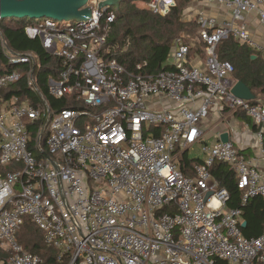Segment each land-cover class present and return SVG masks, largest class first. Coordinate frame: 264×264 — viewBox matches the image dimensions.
<instances>
[{
	"label": "built area",
	"instance_id": "1",
	"mask_svg": "<svg viewBox=\"0 0 264 264\" xmlns=\"http://www.w3.org/2000/svg\"><path fill=\"white\" fill-rule=\"evenodd\" d=\"M104 1L87 3L85 21L42 19L26 29L57 63L47 66L48 94L74 108L55 111L35 82L34 56L12 54L2 43L10 65L30 70L0 73V165L17 167L0 178V264H42L16 239L24 218L59 259L69 256L68 264H264V234L243 237L241 212L226 208L228 192L210 169L216 163L231 167L242 203L264 200V170L230 142L205 144L201 128L214 109L219 116L241 111L260 128L262 145L264 103L232 95L233 68L218 60L215 48L232 38L264 55L246 25L253 14L264 27V0H199L225 8L229 19L198 14L203 61L198 65L191 46L177 38L167 55L169 68L156 75L142 73L145 63L126 73L102 57L115 20L111 7H100ZM145 6L165 16L175 1ZM22 78L37 104L5 96ZM196 144L203 159L188 176L177 157Z\"/></svg>",
	"mask_w": 264,
	"mask_h": 264
},
{
	"label": "trees",
	"instance_id": "2",
	"mask_svg": "<svg viewBox=\"0 0 264 264\" xmlns=\"http://www.w3.org/2000/svg\"><path fill=\"white\" fill-rule=\"evenodd\" d=\"M148 2L150 0H122L117 8L112 7L115 20L110 24L107 42L102 51V57L114 59L123 67L126 73L135 72L137 65L145 63L143 74L156 75L168 69L166 65L167 55L172 49L175 39L181 38L193 49L204 55V45L198 42L199 28L195 21H184L182 14L191 0H174L172 7L165 16L152 14L149 10L137 9L133 2ZM37 20H0V73L12 71L14 67H20L25 72L30 70L27 64L10 65L8 56L2 50V43L12 54L31 53L35 59V82L43 97L49 101L55 111L74 108L66 100H57L48 94L47 78L48 65L57 66L56 61L47 57L38 40L31 39L26 34L28 27L36 26ZM219 61L229 62L233 68L232 79L242 82L255 96L252 104H257V96L264 97V57L251 60L252 52L247 47L239 45L232 38L221 41L215 48ZM8 96L28 97L33 104H37L35 95L26 86L25 78H22L15 87L10 88ZM248 125L250 121L244 119ZM39 124H35L30 130V146L37 143ZM45 134L42 135L40 143L45 148ZM264 149V140L262 142ZM180 170L187 175L192 172L194 165L200 160L190 159L186 151L177 157ZM227 164L216 163L210 169L217 181L218 187L228 192L229 200L226 202L227 209H239L241 218L246 223L241 229L243 237L256 238L264 234V200L260 197L249 199L246 203L241 202V193L236 188V177ZM17 167L13 165H0V178L7 173L13 172ZM191 174V175H192ZM163 212H168L166 208ZM16 239L22 249L29 254L41 258L42 264H68L69 256L65 255L59 259V252L43 242L42 233L31 222L24 218L19 228Z\"/></svg>",
	"mask_w": 264,
	"mask_h": 264
},
{
	"label": "crops",
	"instance_id": "3",
	"mask_svg": "<svg viewBox=\"0 0 264 264\" xmlns=\"http://www.w3.org/2000/svg\"><path fill=\"white\" fill-rule=\"evenodd\" d=\"M144 4L145 3L143 2V5ZM192 5H194V6L191 9V13H185V11L183 12L182 19L184 21H190V20L195 21V17L200 13L214 17L218 21L229 19V17H230V13L225 8L219 7L216 4H207V3H203L199 0H196L194 3H192ZM191 16H193V19L190 18ZM246 25L250 29V31H251L253 37L256 39V41L258 43L264 45V27L259 23L257 17L253 14L248 15L246 17ZM192 46H191L190 54H191V56L195 57L194 60H196V63L198 65H200V63L204 59V55L197 53L193 49ZM248 50H250V49H248ZM250 52H252L253 53L252 56L255 57L254 59H251V60H255L258 56L264 57L263 54L253 52L252 50H250ZM231 79H232V77H231ZM232 81L234 83L238 82L234 79H232ZM256 99H257L258 103H264V97L257 96ZM251 102H253V101H251ZM223 114H225V113H223ZM245 118H247L250 121L251 125H248L246 123V121L244 120ZM234 125L238 126V128L240 130V134L238 136H235V137H233L231 134L232 133L231 128ZM218 126H220V127H218ZM201 128L203 129V139L205 141V144L213 145L217 142H220V139H219L220 135L221 134H227L228 140H229L228 142H230L234 146V148L237 150V152L240 154V156L244 157L247 161L251 162L258 169L264 170V149H263L262 145L259 144L257 137H256L257 133L260 131V128L258 126H256L252 122V120L245 115V113L238 111V112H235L232 114H226L223 116H219V114L214 109L211 111V114H210L208 120L202 124ZM206 128H208V129H206ZM213 128H216V130L211 132V130ZM210 139H212L213 141L209 142ZM196 145L200 146L199 156L198 157H190L188 154L189 150L191 148H193L195 145L192 146L188 151H186V155L190 159H198L201 161L203 159V155L201 153V145L200 144H196ZM177 163H178V160H177ZM226 166H228V165H226ZM228 167H230V166H228ZM230 169H231V167H230ZM191 174H192L191 172L187 173L188 176H192ZM212 178L217 183V181L213 175H212Z\"/></svg>",
	"mask_w": 264,
	"mask_h": 264
},
{
	"label": "water",
	"instance_id": "4",
	"mask_svg": "<svg viewBox=\"0 0 264 264\" xmlns=\"http://www.w3.org/2000/svg\"><path fill=\"white\" fill-rule=\"evenodd\" d=\"M90 0H0V20L9 19H53L58 22L79 23L90 17V10L85 6ZM122 0H105L100 7L117 8ZM255 57H251L254 59ZM234 97L254 101L255 96L240 81L236 82L231 89ZM220 142L227 143V134L220 135ZM206 194L205 201L211 196ZM246 223H241L244 228Z\"/></svg>",
	"mask_w": 264,
	"mask_h": 264
},
{
	"label": "rangeland",
	"instance_id": "5",
	"mask_svg": "<svg viewBox=\"0 0 264 264\" xmlns=\"http://www.w3.org/2000/svg\"><path fill=\"white\" fill-rule=\"evenodd\" d=\"M195 1L196 0H191L190 3L187 4V6L185 7V13H191V9L194 6V5H192V3H194ZM133 4L139 10H144V9L146 10L145 4L143 5V2H141V1H134ZM190 18L193 19V16H191ZM41 20L42 19L37 20V21L40 22ZM16 69H20V67H17ZM218 127H220V126H218ZM216 128H213L211 130V132L216 130ZM206 129H208V128H206ZM231 132H232L231 134H232L233 137L238 136L240 134V130H239L238 126H235V125L231 128ZM212 141H213L212 139L209 140V142H212ZM199 149H200V146L199 145H195L193 148H191L189 150V152H188L189 156L190 157H198L199 154H200Z\"/></svg>",
	"mask_w": 264,
	"mask_h": 264
}]
</instances>
